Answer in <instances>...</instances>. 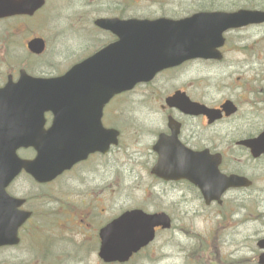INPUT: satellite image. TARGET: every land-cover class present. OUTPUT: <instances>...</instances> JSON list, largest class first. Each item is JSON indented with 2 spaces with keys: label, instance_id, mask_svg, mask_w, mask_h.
<instances>
[{
  "label": "flooded vegetation",
  "instance_id": "1",
  "mask_svg": "<svg viewBox=\"0 0 264 264\" xmlns=\"http://www.w3.org/2000/svg\"><path fill=\"white\" fill-rule=\"evenodd\" d=\"M15 1L23 2L24 0ZM153 1H160L161 4L168 5L166 0ZM48 2L49 0H46V5L34 14L22 13L0 17V99L6 101L5 103L0 102V203L4 202L6 206L12 207L15 205L16 209V199H24L23 208L31 212L27 222L30 228L31 225L33 226L31 230L34 232L45 228L49 231L47 234L50 237L48 240L44 239L47 241L45 244L48 243L49 246L47 249L58 247L62 253L72 251L80 259L94 257L99 262L98 264H119V262H105L100 258L99 252L102 242L100 230L121 213L134 208H140L147 212L166 211L174 221L168 208L169 204L164 201L161 191H153L156 186L162 190V186L167 185L169 188L163 186L167 191L176 189L181 184H187L186 191L196 194L198 199L204 200L207 206H214L225 212L238 211V213L243 207H248L253 212L255 200L252 197L264 196V185H256V175L264 173V166L253 165L249 162L263 161L264 154L254 157L250 149L240 142L242 139L257 136L264 130V124L256 125L257 132L254 134L245 133L246 127L242 126V122L236 118L241 107L239 102L223 95L218 102L210 103L196 95L195 91L206 96L207 85H195L192 82L194 77L189 76V69L193 61H186L177 67L167 69L153 81L139 84L133 91L125 92L116 99L126 103L129 101L125 99L134 93V103L144 105L149 109L150 116L158 117V119L149 120V122L143 120L144 125L133 129L146 135L144 141L147 142L148 147L144 146V148L150 150L146 151L149 155L154 156L152 162L146 161V166L143 167L140 164L142 170L147 172L152 181L151 189L144 188L143 202L130 207H121L116 214L114 213L113 185L107 180V176L108 170L113 169L114 151L119 147L115 148L112 144L113 135L110 130L115 127L120 130L118 146L129 141L128 139L123 140L124 131L127 136L129 134L125 127L120 125L127 116L123 109L114 108V105H111L112 100L105 105L101 114L98 109L70 110L63 108L60 110V137L64 141L74 139V155L78 156V159L56 179L50 182H41L24 171L9 178V168L6 164H11L13 158L7 155L6 149L9 146L17 145L18 130L35 131L41 137L50 130L55 121V114L52 110L43 112V115L37 119H34L35 112L32 109L18 111L16 108L18 81L22 75L59 76L78 63V61L62 59L61 55L65 52V44L62 41H59L55 46L56 52H49V17L45 18L43 11ZM83 4L84 9L77 10L74 15L68 14L65 19L73 18L78 21V33L75 38L78 39V44L84 50L98 51L117 40L115 34L97 26L98 18L143 17L139 13L133 12L134 5L128 0H86ZM36 38H43L45 41V48L41 53H36L30 48L31 41ZM223 53L225 56L227 50H223ZM7 87H10L13 92H8ZM176 91H181L185 96L188 95L195 102L216 109H220L225 101L231 99L238 106V110L232 115H226V110L222 109L220 112L222 115L217 119H211L206 114H189L178 106L172 107L166 104L167 97ZM125 96L127 97L124 98ZM256 102L262 104V100ZM18 112L22 113L20 119ZM131 112H139V110H131ZM130 115L131 117L139 116V114L131 113ZM121 116L123 119H120ZM171 119L172 122H170ZM34 121H36V125L33 124ZM173 133H176L175 138L178 140L176 145L183 144L181 147H186L195 153L208 152V158L211 155L219 160V170L222 174L227 177L235 175L246 177L247 185H228L218 201L208 202L194 183L188 180L165 181L153 174L152 166L158 158V154L153 150V145L159 141L162 134L173 137ZM15 152L16 155L27 160H32L37 155L32 146L15 149ZM68 154L66 150H63V157ZM8 178L9 181L4 183ZM13 198L14 202H12ZM42 211H46L48 215H43ZM239 219L241 224L253 223L252 215L242 214ZM33 223H37V226ZM55 227H58L57 230L61 232L62 238H56ZM162 231L164 230L161 226L156 227L157 233L154 241L137 253H133L128 261L120 264H140L143 258H150L152 255L150 249ZM21 240H23L22 236ZM59 241L66 243H59ZM214 245L216 246V243ZM60 247H65V250ZM219 247L216 248L219 249ZM1 248L14 250L17 245ZM152 251L154 252V248ZM76 259L78 260V258ZM235 259L237 258H233L232 262L238 263L239 260L235 261ZM244 260L246 261V259Z\"/></svg>",
  "mask_w": 264,
  "mask_h": 264
},
{
  "label": "rangeland",
  "instance_id": "2",
  "mask_svg": "<svg viewBox=\"0 0 264 264\" xmlns=\"http://www.w3.org/2000/svg\"><path fill=\"white\" fill-rule=\"evenodd\" d=\"M85 1L50 0V8L48 6L46 10L51 11L54 6L52 13H45V18L49 17L50 24L49 52H56L57 43L64 42L65 52L61 57L65 61L77 60L89 53V50L81 48L78 39L75 38L78 33V21L73 18L65 19L68 14L74 15L77 10L84 9ZM128 1L134 5L133 12L143 17H156L163 10L170 16L182 17L204 9H264V0H170L171 4L166 6L153 3V0ZM226 35L228 51L224 63L211 65L197 61L190 67V75L195 78V84L201 78L208 81L206 96L197 91L195 93L210 103L218 102L223 95L239 101L242 107L236 118L242 122V126L246 127L245 133L254 134L257 132L256 125L264 124V97L256 99L264 88V24L232 30ZM133 98H135L134 95L126 98L125 100L129 101L126 103L116 101V107L123 109L127 116L125 119L121 116L120 119H123L122 125L129 134L127 136L123 129V140L128 139L129 141L115 149L112 158L114 170H108L107 180L113 185L115 214L121 207H130L143 202L144 188L149 190L152 185L151 179L147 172L142 170L140 164L143 167L146 166V161L152 162L154 156L149 155L146 152L148 149L144 148L147 146V142L144 141L146 135L133 129L144 125L143 120L149 122L156 118L150 116L149 109L144 105L142 107L134 103ZM257 100H262V104L256 102ZM111 105L114 103L112 102ZM131 110H139V112H131ZM130 113L139 114V116L131 117ZM249 163L264 166V160ZM256 177V185L263 186L264 173H258ZM163 186L169 188L167 185ZM163 186L162 190L166 191ZM187 188V184H181L176 189H168L166 192L159 189V186L153 188L155 192L161 191L164 201L169 204L168 208L174 218V227L161 232L158 240L150 249L151 257L143 258L140 264H214V262L217 264H259L258 258L263 250L258 246L257 240L264 237V196L252 197L255 200L253 212L248 207H243L239 213L238 211L225 212L223 209L207 206L204 200L198 199L196 194L187 192ZM41 213L48 215L46 211ZM242 214L252 215L253 223L241 224L239 217ZM33 224L37 226V223ZM28 227L24 226L21 230L22 236L27 241L24 239L19 248L0 250V264H57L54 261L56 258L58 264L99 263L94 257L80 259L72 251L69 252L70 254L68 251L62 253L58 247L55 248V253L50 252L46 248L48 243L46 245L40 243L44 239L48 240L50 235L47 232L49 231L31 232L33 226L31 225L29 230ZM57 229L58 227L54 228V230ZM216 233L219 236L216 247L220 246L219 249L211 240ZM185 234L190 236L191 242L181 250L183 255L174 261L166 258L165 254L168 251L179 249L178 244ZM29 237H41V239L39 241L34 238L29 239ZM56 238H62L59 230L56 231ZM59 243L66 242L59 241ZM60 248L65 250V247ZM233 258H237L235 261L239 260L238 263H233Z\"/></svg>",
  "mask_w": 264,
  "mask_h": 264
},
{
  "label": "water",
  "instance_id": "3",
  "mask_svg": "<svg viewBox=\"0 0 264 264\" xmlns=\"http://www.w3.org/2000/svg\"><path fill=\"white\" fill-rule=\"evenodd\" d=\"M42 0H34V2L27 5H14L11 3H0V14L13 13L17 7H24L29 9H35L36 7L42 5ZM185 22L179 23L177 25L178 35H187L188 38L192 39V47H190V53L193 57H216V48L221 46L224 42L223 31L230 27H239L247 25L250 23H260L264 22V11L259 10H239L233 13L226 12H203L193 15L190 18L184 20ZM184 44H186L184 42ZM121 47H114V45L108 48V51L112 54H117L121 52L124 59V64L122 67L119 65L112 66V63L106 66L107 74L103 76L98 82V93L99 95H104L102 102L104 103L110 99L113 95L131 89L134 85L132 78L138 75L140 72L148 71L154 67L155 63L160 61L159 58H154L158 52H153L152 57L148 51L142 50L139 52L134 51H120ZM118 49V50H117ZM106 50V49H105ZM101 51L99 54L104 52ZM112 54V55H113ZM139 54V56L137 55ZM106 57V53L100 57L94 56L87 59V61H93L92 59H103ZM154 58V59H153ZM75 68L69 75L75 74ZM68 75V76H69ZM70 79L68 80L69 83ZM39 84V83H36ZM44 97H47V90L44 91ZM45 99V98H44ZM50 101V99H45ZM49 107L59 108V98L49 102ZM231 103L224 105L225 109L231 108ZM235 110V108H234ZM233 110V111H234ZM117 135V131L114 132V136ZM116 142V140H115ZM251 150L254 156H259L264 152V132H262L258 137L253 139H247L242 141ZM159 163L156 166L154 172L160 174L163 172V176L167 179L169 178H180V177H191L189 172L181 171L175 173L170 171L172 161L175 158L169 149L159 148ZM47 164V177L46 179H52L55 177L59 171L63 168V164L60 162L58 157L51 153L50 158L46 161ZM27 167L26 164H24ZM21 163L19 165V169ZM175 168V167H174ZM210 176L204 181L193 180L199 184L201 189H203L208 201L211 199H219L221 194L227 189L228 185H240L244 183V178H239L232 176L230 178H225L222 176L216 164L210 163ZM176 169H174L175 171ZM220 174V175H219ZM227 180V181H226ZM225 182L227 184H222ZM221 183V184H220ZM208 184V186H207ZM7 213L2 211L0 215V245L6 243H18V228L26 220L28 215L23 212ZM12 215V216H11ZM158 221L161 220L162 223L167 221V216L165 214L156 215ZM157 222H154L149 217H143V213L129 212L123 214L114 222L104 227L101 231V236L103 238V247L101 255L106 260L119 259L121 261L125 260L127 255L131 253L132 249H136L139 245H144L150 239L154 237L153 226ZM169 225L165 223L164 226ZM110 245L120 246L121 251L115 252L112 258L110 250L106 248ZM260 245L264 247V239L261 240ZM260 263L264 264V253L260 256Z\"/></svg>",
  "mask_w": 264,
  "mask_h": 264
},
{
  "label": "bare ground",
  "instance_id": "4",
  "mask_svg": "<svg viewBox=\"0 0 264 264\" xmlns=\"http://www.w3.org/2000/svg\"><path fill=\"white\" fill-rule=\"evenodd\" d=\"M191 242V238L188 234H185L181 237V241L178 244L179 248L185 249ZM167 255H169V259L171 260H177L179 259L183 254L181 253L180 249H175L173 251H168Z\"/></svg>",
  "mask_w": 264,
  "mask_h": 264
}]
</instances>
